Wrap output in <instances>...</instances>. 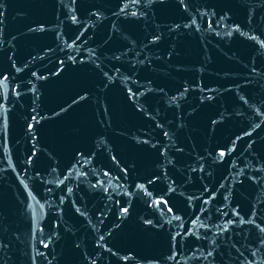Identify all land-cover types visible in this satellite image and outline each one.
I'll list each match as a JSON object with an SVG mask.
<instances>
[{"label": "water", "instance_id": "95a60500", "mask_svg": "<svg viewBox=\"0 0 264 264\" xmlns=\"http://www.w3.org/2000/svg\"><path fill=\"white\" fill-rule=\"evenodd\" d=\"M0 264H264V0H0Z\"/></svg>", "mask_w": 264, "mask_h": 264}]
</instances>
